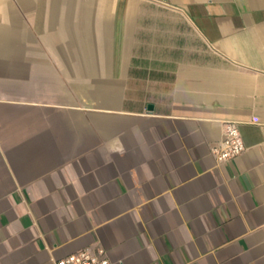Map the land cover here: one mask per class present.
Instances as JSON below:
<instances>
[{
	"label": "crops",
	"instance_id": "obj_1",
	"mask_svg": "<svg viewBox=\"0 0 264 264\" xmlns=\"http://www.w3.org/2000/svg\"><path fill=\"white\" fill-rule=\"evenodd\" d=\"M95 245L264 264V0H0V264Z\"/></svg>",
	"mask_w": 264,
	"mask_h": 264
},
{
	"label": "built area",
	"instance_id": "obj_2",
	"mask_svg": "<svg viewBox=\"0 0 264 264\" xmlns=\"http://www.w3.org/2000/svg\"><path fill=\"white\" fill-rule=\"evenodd\" d=\"M246 146L235 121H227L223 140L213 148L218 160L225 161L240 155ZM55 264H113L101 245L88 246L55 260Z\"/></svg>",
	"mask_w": 264,
	"mask_h": 264
},
{
	"label": "water",
	"instance_id": "obj_3",
	"mask_svg": "<svg viewBox=\"0 0 264 264\" xmlns=\"http://www.w3.org/2000/svg\"><path fill=\"white\" fill-rule=\"evenodd\" d=\"M149 108L152 109L153 108V104H149Z\"/></svg>",
	"mask_w": 264,
	"mask_h": 264
}]
</instances>
